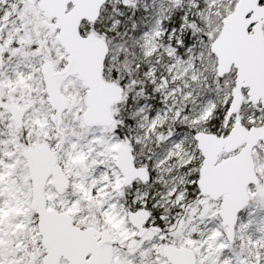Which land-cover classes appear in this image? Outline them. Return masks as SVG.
Masks as SVG:
<instances>
[{
	"label": "snow or ice",
	"instance_id": "6c2138e0",
	"mask_svg": "<svg viewBox=\"0 0 264 264\" xmlns=\"http://www.w3.org/2000/svg\"><path fill=\"white\" fill-rule=\"evenodd\" d=\"M0 264H264V0H0Z\"/></svg>",
	"mask_w": 264,
	"mask_h": 264
}]
</instances>
